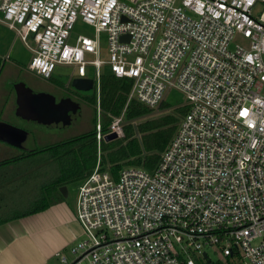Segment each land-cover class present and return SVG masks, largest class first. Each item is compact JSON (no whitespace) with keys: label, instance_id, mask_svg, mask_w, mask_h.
<instances>
[{"label":"built area","instance_id":"2783aa9c","mask_svg":"<svg viewBox=\"0 0 264 264\" xmlns=\"http://www.w3.org/2000/svg\"><path fill=\"white\" fill-rule=\"evenodd\" d=\"M78 19L94 35L71 44ZM0 23L26 43L35 75L68 65L91 78L94 68L99 156L108 134L124 135L123 115L102 132L104 65L153 110L172 88L186 95L154 169L126 166L116 178L99 157L80 183L87 239L71 247L74 261L59 254L64 264H199L208 249L264 264V0H0Z\"/></svg>","mask_w":264,"mask_h":264},{"label":"trees","instance_id":"16d2710c","mask_svg":"<svg viewBox=\"0 0 264 264\" xmlns=\"http://www.w3.org/2000/svg\"><path fill=\"white\" fill-rule=\"evenodd\" d=\"M1 64L2 59L0 57V68ZM132 86V79L118 77L108 67L102 70L100 83V120L103 133L109 131V127L115 117L123 115L124 121H128L154 111L136 99L129 100ZM93 90L94 92L91 95L80 94L83 99L93 106L94 116L91 120L92 128L90 130L67 140L46 145L42 149L25 151L23 154L0 160V177H4L0 181L1 188L4 186L3 183L10 182L11 180V178H8V171L17 164H20L19 162L27 161L28 157L45 152L49 153L45 160H50L52 156L59 159L73 155L72 160L60 162L59 166L62 170V175L43 184L40 187L41 192L30 193L37 198L32 201L34 203L33 206L25 209H16L7 213L2 208L5 206L3 201L0 202V225L13 219L37 213L49 207L58 198L63 197L60 187L72 180L82 182L86 179L95 169L99 157L101 169H109L116 178H118L120 171L126 166H141L148 170L156 167L161 153L166 149L178 129L180 118L173 114H167L148 117L135 123H125L123 125L124 135L122 137L110 141L102 140L99 156L96 137L97 97L95 86ZM163 106L164 103L160 109L164 108ZM177 109L181 116L188 111V106L185 104L179 106ZM108 165H110L109 168ZM28 177L25 176L24 180ZM32 184L31 186H33ZM17 188L16 192L23 193L24 189L20 185ZM33 188L31 187L29 190L33 191ZM198 260L199 264H242L231 256L225 259L212 258L210 262L204 258H199Z\"/></svg>","mask_w":264,"mask_h":264},{"label":"rangeland","instance_id":"374dc122","mask_svg":"<svg viewBox=\"0 0 264 264\" xmlns=\"http://www.w3.org/2000/svg\"><path fill=\"white\" fill-rule=\"evenodd\" d=\"M258 9H256L257 11ZM79 35H87V36H93L94 35V28L84 22H82L81 19H78L75 23V26L71 32V36L69 38V42L71 44H75L76 39ZM101 40L103 43V52L104 57H107V35L102 34ZM238 41V39H236ZM29 45L34 46V43L31 40H28L27 42ZM234 46V43L232 44V47ZM0 56L7 58V65L3 69L6 71L7 68L11 67V65H14L16 68L19 69L21 78L26 77V79L36 77L32 73H30L27 70V65L30 61V58L32 56V52L27 47L26 43L18 37L14 32L10 31L6 26L0 23ZM106 65L103 66V69L105 70ZM56 73L61 75H66L68 77H74L76 76L74 73V68L72 66L68 65H58L56 67ZM3 72L1 74L4 75ZM88 76L94 77V68L91 67L88 70ZM21 81H15V85L20 86ZM23 83V82H22ZM70 88L72 90H75L76 88L70 85ZM78 93H82L79 89ZM94 92L92 90L90 93H82L84 95H91ZM80 100V99H79ZM81 101V100H80ZM187 102L186 95L176 89L172 88L168 91L166 94L165 102H164V108L160 109V112L154 116L159 115H176L180 118V112L178 111V107L185 105ZM77 103L81 106V103L77 101ZM9 107V106H8ZM10 108V107H9ZM82 112L83 115L81 116V120H75L72 122V124L66 128H56V127H49V126H42L40 124H36L33 122H29L23 118H21L16 111H12L10 114H8V111L3 113L5 116L4 119H6L8 122H12L16 124L17 126H22L24 129L28 131V138L24 142L23 147L21 149L14 148L9 146L8 144H5L3 142H0V160L10 157L13 154H23L25 151H29V149H42L46 145H50L53 143L60 142L62 140H67L71 136H76L78 134L84 133L92 128V118L94 116L93 106H91L90 103L84 102L82 104ZM151 116V117H154ZM180 121V119H179ZM179 125V123H178ZM137 135V134H136ZM48 152L35 154V156H31L27 158V161H21L20 164H17L15 167H13L10 172L8 173V178H13L5 183L3 187L0 188V202L3 201V204L5 205L3 210L5 212H10L16 209H25L29 206H33L34 203L32 201L36 200L37 198L30 194L32 193L29 189L31 188V183L36 184L39 180V176H37L38 167L36 166L35 176L33 177V173H31L35 167V164L40 159L44 160L46 157H48ZM73 159V155H70L66 158H55L50 157L51 161V167H49L47 170L46 168H42L44 170V175L47 177L43 180L44 183H48V181L54 180L55 176L50 178L55 168L57 169V174L60 176L62 175V170L59 166L60 162H68L69 160ZM110 165H108V168ZM19 168V169H17ZM27 174L25 175H19L21 174L18 171H23ZM51 172V175H50ZM23 176V177H19ZM25 176H29L24 180ZM50 176V177H48ZM4 177H0V181ZM24 180V181H23ZM1 183V182H0ZM80 181L78 180H72L70 182H67L64 187H66L67 195L65 196L66 199H69L72 203L76 202L77 199V193L80 185ZM20 185L24 189L23 193L16 192L18 189L17 186ZM29 190V193H28ZM27 191V192H26ZM61 191V187H60ZM25 203V204H24ZM83 239H87V236L85 235ZM209 254L212 256V258H215V255L211 249H208ZM71 260L75 258L74 255L69 256ZM83 264H88L86 261Z\"/></svg>","mask_w":264,"mask_h":264},{"label":"crops","instance_id":"0c3cea01","mask_svg":"<svg viewBox=\"0 0 264 264\" xmlns=\"http://www.w3.org/2000/svg\"><path fill=\"white\" fill-rule=\"evenodd\" d=\"M0 57L2 59L0 68V116L5 117L3 116V113H5L6 111H8V114H10L12 111L17 112V88L19 86L11 83L13 81L12 79L14 78V75L18 77V73L20 72L19 69L14 65H11V67L7 68L6 71H4L3 69L7 65V58L3 56ZM3 72L5 74L1 76ZM32 74L35 75L34 73ZM54 74H57L56 70ZM58 75L61 78L70 79L72 81V84L73 80L77 79L76 77H78H68L59 73ZM35 76L40 77L38 75ZM73 86L75 85L73 84ZM5 90H7V92L8 90L10 91L7 100L4 99ZM75 94L76 95H74L72 99L74 102H80L81 108L84 102L88 103V101L80 96V93L77 92ZM82 115L83 112L81 113V116ZM74 121L75 120H73L72 122ZM8 124L17 126L12 122H8ZM72 137L74 136H71L69 138ZM0 142L8 144L2 140H0ZM8 145L18 149H21L23 147V145L20 148L12 146L10 144ZM31 150H35V148L29 149V151ZM34 164L35 167L31 172L34 175L32 176H35L34 171L37 170L36 166L38 167V171H40L39 173L37 172V176H39V180L37 181V183H31L33 185L31 187H34V190H31L32 193H36L37 191L41 192L40 187L43 184H46L43 182V180L47 177L44 175L45 172L42 168L45 167L46 170L49 167L52 168L50 160L40 159ZM56 170L57 169L55 168L53 175L51 177H48L52 178L55 176V179L58 178L59 175L57 174ZM9 172L10 171H8V173ZM18 172L22 173L19 175L27 174L25 170ZM55 195L57 194L55 193ZM84 236L85 233L83 231V228L76 218V202L72 203L69 199H66L65 195L63 194L62 198H58L54 203H52L49 207L42 211L25 217L13 219L0 225V264H64L61 261V254L65 255L68 260L72 262L75 258L71 260L69 257L73 255L71 253V247L77 244L79 241L83 240Z\"/></svg>","mask_w":264,"mask_h":264},{"label":"water","instance_id":"95a60500","mask_svg":"<svg viewBox=\"0 0 264 264\" xmlns=\"http://www.w3.org/2000/svg\"><path fill=\"white\" fill-rule=\"evenodd\" d=\"M121 39H125V36H122ZM73 84L82 93H90L94 87V80L92 78H78L73 80ZM17 104V114L21 118L36 124L66 128L73 120L81 119V106L70 97H64L56 103L53 96L46 93H36L25 83L17 88ZM159 112L160 109L154 110L149 114L125 121V123H135ZM26 138L27 131L25 129L8 123H0V140L20 148ZM116 138H118L116 132H112L106 137L107 140ZM61 192L66 196V187H61ZM204 257L207 258L208 262L211 261L207 252H204Z\"/></svg>","mask_w":264,"mask_h":264},{"label":"flooded vegetation","instance_id":"af4514ba","mask_svg":"<svg viewBox=\"0 0 264 264\" xmlns=\"http://www.w3.org/2000/svg\"><path fill=\"white\" fill-rule=\"evenodd\" d=\"M76 78L78 79V77H76ZM12 80L13 81L11 84H15L14 83L15 81H21L20 85L25 83L32 90H34L36 93H46V94L53 96L56 103L60 102V100L64 97H71V99H72V97L74 95H76L75 93L78 92L77 88L75 86H73L72 81L70 79L61 78L58 74H54L51 76V78L46 80V79H43L41 77H32L29 79H26V77L21 78L20 73H18V77L16 75H14V78ZM70 85H72L73 87L76 88V92H75V90H72L70 88ZM4 92H5L4 99L7 100L10 91L8 90V92H7V90H5ZM15 98H16V95H15ZM0 123H8V121L6 119H4V117L0 116ZM40 125L47 126V125H43V124H40ZM18 127L24 129V127H22V126H18ZM25 130H26V128H25ZM13 156H15V155H13Z\"/></svg>","mask_w":264,"mask_h":264}]
</instances>
